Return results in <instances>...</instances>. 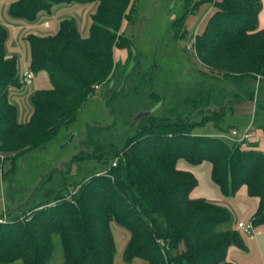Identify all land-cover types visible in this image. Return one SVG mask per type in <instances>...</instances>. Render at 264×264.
I'll return each instance as SVG.
<instances>
[{
  "label": "trees",
  "instance_id": "16d2710c",
  "mask_svg": "<svg viewBox=\"0 0 264 264\" xmlns=\"http://www.w3.org/2000/svg\"><path fill=\"white\" fill-rule=\"evenodd\" d=\"M185 1L189 5L192 0ZM135 2L10 3L8 14L29 22L58 4L96 3V7L86 36L79 33L72 18L61 19L53 34L25 36L27 68L33 74L45 71L51 84L31 95L32 112L26 121L18 120L16 105L8 97L9 90L22 83L17 57L6 53L7 30L0 24L1 164L10 160L15 165L16 159L46 148L63 126L74 121L95 86L101 87L115 74L114 48L126 49L127 58L132 57V40L125 36L122 23L133 21ZM213 7L195 36L194 49L210 72L232 79L234 88L244 87L243 93L233 90L234 103L254 100V81L264 80V28L258 29L261 0H216ZM187 12L174 19L172 26L182 24ZM132 81L133 76L123 80L125 85ZM212 92L215 100L226 96L222 88ZM153 115L140 118L143 123L127 138L116 163L106 172L96 171L68 194L39 200L29 211L20 210V215L5 214L0 222V264H115L113 221L129 232L122 254L125 263L234 264L227 258L228 249L246 250L242 237L246 234L234 226L226 206L191 197L197 178L178 164L180 160L191 166L207 161L209 176L225 197H235L245 185L247 195L257 202L250 217L257 227L264 224V151L220 136L193 134L196 125L208 120L218 124L224 114L218 120L188 115L167 122ZM102 150L92 146L73 161L92 155L98 158Z\"/></svg>",
  "mask_w": 264,
  "mask_h": 264
},
{
  "label": "rangeland",
  "instance_id": "374dc122",
  "mask_svg": "<svg viewBox=\"0 0 264 264\" xmlns=\"http://www.w3.org/2000/svg\"><path fill=\"white\" fill-rule=\"evenodd\" d=\"M205 1L192 0L188 5L185 0H136L133 21L122 23L125 36L132 40V57L127 58L125 49H116L115 74L90 94L74 121L63 126L46 148L16 159L15 165L10 160L0 162V217L20 215V210L29 211L39 200L68 194L96 171L106 172L116 163V154L127 138L143 123L140 119L135 121L143 112L150 111L153 118L164 122L188 115L198 119L213 116L218 120L224 114L218 124L208 120L196 125L195 135L230 136L233 127L242 133L248 122L252 130L264 127V80L254 81L255 99L257 96L259 100L255 116L236 113V108L231 111L237 104L232 101L233 90L243 93L244 87L234 88L232 79L210 72L194 49L196 23L200 21V25L207 15L203 13L210 11ZM186 12L185 21L172 26L174 19ZM24 44L28 46L27 42ZM129 76H133V81L125 85L123 80ZM248 82L252 81L248 79ZM50 87L47 73L39 71L34 74L33 83L24 89L31 92ZM217 88L226 92L224 99H214L212 91L216 93ZM92 146L104 149L98 158L92 155L73 161L76 154L89 151ZM178 166L191 170L197 178L193 196L226 206L236 222L250 220L252 205L247 197L242 193L232 198L223 196L209 176L207 161L191 166L180 160ZM111 230L116 245L115 264H137L123 261L129 232L115 221L111 223ZM242 237L247 249H238L235 260L243 264H264V236L242 234Z\"/></svg>",
  "mask_w": 264,
  "mask_h": 264
},
{
  "label": "crops",
  "instance_id": "0c3cea01",
  "mask_svg": "<svg viewBox=\"0 0 264 264\" xmlns=\"http://www.w3.org/2000/svg\"><path fill=\"white\" fill-rule=\"evenodd\" d=\"M15 0H0V24L3 25L7 30V42H6V53L10 56L17 57L18 60V69L19 73L24 69L27 68L26 64L29 63V57L27 54L29 53V47L25 46L24 43H26L25 36L28 33H37L40 35H47V34H53L57 31L59 22L63 18H72L75 21L76 27L79 31V33L82 36H86L88 34V27L90 23V16L94 12L96 3L87 4L83 6H79L78 3H69V4H58L54 5L50 11H41L39 12L37 19L35 21L29 22L21 18H14L11 17L8 14V7L11 2ZM216 0H206L204 4H207L210 8V11H205L203 13L204 15L207 13L206 17H204L203 21L200 23H196V29H194L195 36L200 33L205 23L208 19V17L211 15V13L214 10L213 2ZM261 10L258 14V29L264 28V0H261ZM195 28V27H194ZM187 28L186 33L187 34ZM184 36V35H183ZM27 45V44H26ZM117 48H114L113 50V58L114 61L117 62V59L115 58V51ZM124 50V49H123ZM126 50V49H125ZM127 51V50H126ZM125 59V58H124ZM121 60V61H124ZM35 90L28 92V90L24 89V86L12 88L8 92V97L12 103L16 105L17 108V117L19 121H26L28 117L30 116L32 112V106L30 102V97L34 93ZM258 98L256 96V99L251 101H245L243 103H237L234 104L233 107H231V111L236 108V113H245L249 115H256L255 111V105L258 102ZM242 108L244 110H242ZM249 126L251 136L242 144V147H246L247 145H254L255 149L264 151V127H257L254 130H252L250 123L248 122L245 126V129ZM232 128V127H231ZM232 129H236V127H233ZM244 129V130H245ZM210 170V166H209ZM193 192V191H192ZM191 192V197L193 196ZM243 194L247 197L248 201L251 203V213L250 216L254 213L256 209V199L250 198L247 195V188L245 185L241 186L238 190L237 194ZM246 220V219H243ZM243 220H238L243 221ZM234 219V226H236L237 223ZM254 234L251 237L255 236H264V224L259 225L257 227L253 228ZM242 250L238 247L231 246L228 249L227 258L234 264H243L239 263L237 260H235V255L238 253L237 250ZM264 258V255H263ZM137 262V264H143L140 260H133L132 262Z\"/></svg>",
  "mask_w": 264,
  "mask_h": 264
},
{
  "label": "built area",
  "instance_id": "2783aa9c",
  "mask_svg": "<svg viewBox=\"0 0 264 264\" xmlns=\"http://www.w3.org/2000/svg\"><path fill=\"white\" fill-rule=\"evenodd\" d=\"M19 74H20L19 76H20V81L22 83V86L28 87L33 83L34 74L28 68H24ZM96 89H98V86H95V90ZM250 136H251V132L248 126L242 133H239L236 129H232L230 131V136L222 135L221 137L227 140L235 141L242 145ZM4 219H5V216L0 217V222H2ZM236 228L241 230L244 234L248 236H253L254 234V231H253L254 227L252 225L251 220L237 222Z\"/></svg>",
  "mask_w": 264,
  "mask_h": 264
},
{
  "label": "water",
  "instance_id": "95a60500",
  "mask_svg": "<svg viewBox=\"0 0 264 264\" xmlns=\"http://www.w3.org/2000/svg\"><path fill=\"white\" fill-rule=\"evenodd\" d=\"M149 114H151L150 111H149V112H143V113L139 114V115L136 117L135 121H137L138 119H140V118H142V117H144V116H147V115H149Z\"/></svg>",
  "mask_w": 264,
  "mask_h": 264
}]
</instances>
